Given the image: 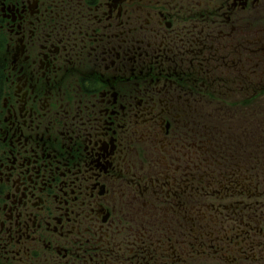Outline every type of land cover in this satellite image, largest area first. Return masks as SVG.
<instances>
[{"label": "flooded vegetation", "instance_id": "af4514ba", "mask_svg": "<svg viewBox=\"0 0 264 264\" xmlns=\"http://www.w3.org/2000/svg\"><path fill=\"white\" fill-rule=\"evenodd\" d=\"M261 81L264 0H0V264H264Z\"/></svg>", "mask_w": 264, "mask_h": 264}, {"label": "rangeland", "instance_id": "374dc122", "mask_svg": "<svg viewBox=\"0 0 264 264\" xmlns=\"http://www.w3.org/2000/svg\"><path fill=\"white\" fill-rule=\"evenodd\" d=\"M253 66H254V68L256 67V65H253ZM261 68H263V66H261ZM248 72L249 71H247L246 73H248ZM252 76H253V71H251L249 73V77H252ZM246 80H248V79L246 78ZM256 89L257 90H264V82L261 81L260 84L256 87ZM244 90L246 92H248V93H253V88L249 84H248V86H245L244 87ZM228 100L230 102V99H228ZM259 100H260V103H259L260 106L259 107L262 108L261 111H260V113H259V116H260V125H259V127H261L262 134H263V135H260V138L262 139V138H264V94L261 95V97L259 98ZM254 106H256V105H254Z\"/></svg>", "mask_w": 264, "mask_h": 264}]
</instances>
